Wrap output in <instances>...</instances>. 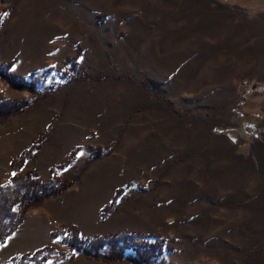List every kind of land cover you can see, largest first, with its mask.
Segmentation results:
<instances>
[{"label": "rangeland", "instance_id": "obj_1", "mask_svg": "<svg viewBox=\"0 0 264 264\" xmlns=\"http://www.w3.org/2000/svg\"><path fill=\"white\" fill-rule=\"evenodd\" d=\"M0 17V65L46 92L0 120V183L40 137L18 174L78 173L26 209L0 264L46 245L42 264H264V0H0ZM35 95L0 78V99ZM68 225L155 257L76 251Z\"/></svg>", "mask_w": 264, "mask_h": 264}, {"label": "trees", "instance_id": "obj_2", "mask_svg": "<svg viewBox=\"0 0 264 264\" xmlns=\"http://www.w3.org/2000/svg\"><path fill=\"white\" fill-rule=\"evenodd\" d=\"M1 24V18H0ZM12 61H8L0 65V78L13 87L21 89H29L35 92L34 98H3L0 99V120L6 116L19 111L28 105L33 99H36L46 93L36 87L34 79L23 77H12L9 69ZM41 137L37 138L27 150L20 156L12 160V169L15 175L11 174L9 181L0 183V243L11 235L18 225L23 220L24 212L31 205H36L46 196L56 195L63 189L68 187L72 182L77 180L78 173L71 179L61 180L54 177L50 181H40L35 177L33 171H28L24 176L18 174L20 167L24 161L34 156V153L41 147ZM101 152V150H99ZM124 191L120 187L113 194L112 199L104 207V213L112 211L117 202L119 194ZM71 237L69 246L76 251H83L91 256L101 257L103 259H119L124 256V253L129 248H134L138 257L143 262H151L155 257L156 246L146 242L144 245H134L132 239L134 235L128 231L112 232L107 235H97L93 237L86 246L80 235V229L76 225H68ZM139 236H144L145 233H137ZM108 245V252L101 249ZM54 251L52 246L46 245L36 249L27 255L15 254L10 257L9 264H42L48 255ZM62 254L64 252H61Z\"/></svg>", "mask_w": 264, "mask_h": 264}, {"label": "snow or ice", "instance_id": "obj_3", "mask_svg": "<svg viewBox=\"0 0 264 264\" xmlns=\"http://www.w3.org/2000/svg\"><path fill=\"white\" fill-rule=\"evenodd\" d=\"M9 15V13H7V12H5V13H3V17H6V16H8ZM0 18H2V17H0ZM54 67V66H53ZM13 175H15V173H13Z\"/></svg>", "mask_w": 264, "mask_h": 264}]
</instances>
